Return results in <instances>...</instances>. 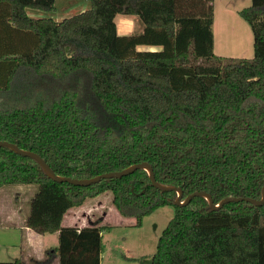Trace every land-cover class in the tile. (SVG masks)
I'll return each instance as SVG.
<instances>
[{
    "label": "trees",
    "instance_id": "obj_1",
    "mask_svg": "<svg viewBox=\"0 0 264 264\" xmlns=\"http://www.w3.org/2000/svg\"><path fill=\"white\" fill-rule=\"evenodd\" d=\"M70 17L55 0H0V140L37 153L60 176L91 178L147 162L157 182L260 199L264 185V0L238 11L253 56L213 53V0H88ZM142 29L119 34L115 16ZM150 46L157 49H138ZM37 185L25 226L58 232L33 264H99L101 228L62 227L65 212L110 191L123 216L174 209L155 252L140 264H264V202L212 209L202 196L177 205L145 169L88 186L57 182L39 163L0 147V187ZM92 250V252H89ZM25 264L20 258L10 263Z\"/></svg>",
    "mask_w": 264,
    "mask_h": 264
},
{
    "label": "rangeland",
    "instance_id": "obj_2",
    "mask_svg": "<svg viewBox=\"0 0 264 264\" xmlns=\"http://www.w3.org/2000/svg\"><path fill=\"white\" fill-rule=\"evenodd\" d=\"M213 3L215 9L213 53L225 58L251 59L253 56L252 33L247 22L233 8L238 3H229L226 0H213ZM89 7L88 0H55V9L50 13L35 10H29L28 13L33 17H52L55 20H61ZM115 23L119 34H134L142 29L141 22L130 15L117 14ZM137 48L157 49L150 46H137ZM37 188L34 184L27 189L12 185L2 187L0 191V262L10 263L16 258H20L25 264L38 262L28 258L31 256L27 253L24 232L19 228V223L27 213L30 200ZM110 198V191L95 197H87L79 206L71 208V211H77L81 215V212H84L91 220L90 226L101 225L103 252L99 264H140V258L149 257L155 252L157 239L172 218L174 209L171 205L159 207L144 216L141 225L136 226L135 217L121 215L112 205ZM96 203L97 208L94 209ZM101 212H105V216L102 221H99ZM9 213L14 218H8ZM54 234L45 235L43 239L45 246L54 248L57 244ZM42 257L41 260H45L46 255Z\"/></svg>",
    "mask_w": 264,
    "mask_h": 264
},
{
    "label": "water",
    "instance_id": "obj_3",
    "mask_svg": "<svg viewBox=\"0 0 264 264\" xmlns=\"http://www.w3.org/2000/svg\"><path fill=\"white\" fill-rule=\"evenodd\" d=\"M1 146L8 147L19 155L33 158L34 160H36L39 163V165L44 170L46 175L49 178H51L57 182H67V183H70L73 185L88 186L90 184H94V183L99 182L101 179L125 176V175L132 173L136 169L142 168V169H145L147 171L149 179L155 188H157L161 192H167V191H175L176 192V198H175L174 203L177 205L187 204L195 196L204 197L208 201L209 206L212 209H218L223 204L229 203V202L246 201V202L258 204V205H261L264 202V185L262 186V194H261L260 199H255V198H250V197H245V196L225 197L217 205H215L211 199V196L208 193H206L205 191L198 190V191L192 192L191 194H189L188 196H186L182 200V190L176 186L164 185V184L157 182L155 177H154L153 169L150 166V164L147 162L135 163V164H132V165H130L124 169L102 173V174L93 176L91 178H71V177L60 176V175L55 174L52 171V169L49 167V165L45 162V160L41 156H39L37 153L32 152V151H28V150H23V149L19 148L17 145H15L11 142L5 141V140H0V147Z\"/></svg>",
    "mask_w": 264,
    "mask_h": 264
},
{
    "label": "crops",
    "instance_id": "obj_4",
    "mask_svg": "<svg viewBox=\"0 0 264 264\" xmlns=\"http://www.w3.org/2000/svg\"><path fill=\"white\" fill-rule=\"evenodd\" d=\"M228 1L229 3H240L241 5H234L233 8L236 9V12L238 13L239 10H241L242 8L244 7H247L250 5L251 1L250 0H240L239 2H234V1H238V0H226ZM231 1V2H230ZM212 6H213V23H212V26H211V29H212V33H213V26H214V23H215V9H214V3L212 1ZM56 20H60V19H56ZM213 45H214V33H213ZM33 184H30V185H25V184H15V185H12V186H15V187H23V189H27L29 187H32ZM9 186V185H7ZM2 187H0V191H1ZM73 208V207H72ZM97 208V203H96V206L94 205V209ZM72 209H68L64 216H63V219H62V223H61V226L62 227H70V228H75L77 229V231H79L80 229L84 228V227H88L90 226L89 223L91 222L90 218L88 216L85 215L84 212H81V214H79V212H73L71 211ZM28 212V211H27ZM105 212H101L100 216L98 217L99 221H102L105 214ZM26 216H27V213L24 215V217L22 218L21 222L19 223V228L24 232V238H25V242H26V248L28 249L27 253L28 255H30L31 257H28V258H31V259H34V260H41L43 259L42 256H44V251L48 248H53V247H48V246H45L44 243H43V239L45 238V235H49L51 233H46V234H39L38 232H35L34 230L28 228L25 226V219H26ZM8 218H14L13 215H11L9 213V217ZM97 226L99 228H101V225L97 224ZM102 231H100V234H101V238H102ZM54 235H56V238H57V244L54 245V247H57L58 246V232H56ZM102 252H103V246H102V251L100 253V258H102ZM23 254V253H22ZM21 254V255H22ZM53 264H59V257L56 256L55 259L53 260Z\"/></svg>",
    "mask_w": 264,
    "mask_h": 264
}]
</instances>
